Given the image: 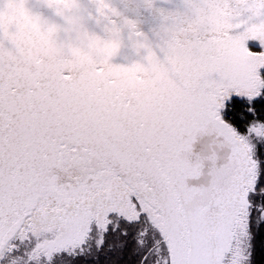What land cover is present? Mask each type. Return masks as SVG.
I'll list each match as a JSON object with an SVG mask.
<instances>
[{
    "label": "snow or ice",
    "instance_id": "1",
    "mask_svg": "<svg viewBox=\"0 0 264 264\" xmlns=\"http://www.w3.org/2000/svg\"><path fill=\"white\" fill-rule=\"evenodd\" d=\"M163 3L128 86L83 51L0 58V264H261L264 0Z\"/></svg>",
    "mask_w": 264,
    "mask_h": 264
},
{
    "label": "water",
    "instance_id": "2",
    "mask_svg": "<svg viewBox=\"0 0 264 264\" xmlns=\"http://www.w3.org/2000/svg\"><path fill=\"white\" fill-rule=\"evenodd\" d=\"M67 2L73 7H50ZM109 9L101 15V0H0V18L13 17L35 25L43 39L33 38L23 45L14 41L11 46L0 41V58L5 67L18 70L28 65L50 68V59L75 51L87 53L91 66L101 71L109 86L123 87L140 79L130 71L142 63L141 47L152 38L151 29L160 22L159 13L148 7V0H103ZM157 7L167 8L163 0H155ZM135 22L130 29L125 21ZM113 28H120L114 37ZM9 39L8 36L4 37ZM112 47L111 55L105 53Z\"/></svg>",
    "mask_w": 264,
    "mask_h": 264
},
{
    "label": "trees",
    "instance_id": "3",
    "mask_svg": "<svg viewBox=\"0 0 264 264\" xmlns=\"http://www.w3.org/2000/svg\"><path fill=\"white\" fill-rule=\"evenodd\" d=\"M257 260L264 264V244L258 246Z\"/></svg>",
    "mask_w": 264,
    "mask_h": 264
}]
</instances>
